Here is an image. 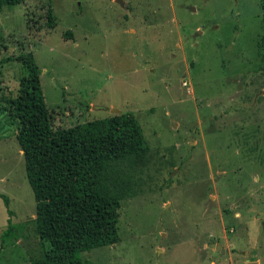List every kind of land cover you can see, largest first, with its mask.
<instances>
[{"label": "rangeland", "instance_id": "rangeland-1", "mask_svg": "<svg viewBox=\"0 0 264 264\" xmlns=\"http://www.w3.org/2000/svg\"><path fill=\"white\" fill-rule=\"evenodd\" d=\"M263 32L261 0L4 6L0 193L12 212L0 198V263L32 264L48 248L5 105L26 74L16 57L32 52L53 127L130 111L148 143L109 172L123 194L119 241L81 252L84 264H264Z\"/></svg>", "mask_w": 264, "mask_h": 264}, {"label": "trees", "instance_id": "trees-1", "mask_svg": "<svg viewBox=\"0 0 264 264\" xmlns=\"http://www.w3.org/2000/svg\"><path fill=\"white\" fill-rule=\"evenodd\" d=\"M21 1L0 0V11ZM261 8L264 23V0ZM45 22L48 28L54 27L51 7ZM261 45L264 50V32ZM16 59L24 63L26 74L16 93L5 100L6 111L15 126L34 194L37 231L48 242L43 256L32 264H84L81 252L119 241L123 194L109 185V172L136 164L147 152L148 143L130 111L53 127L33 53ZM0 198L10 214L8 197L0 193ZM12 229L9 219L3 239L15 235Z\"/></svg>", "mask_w": 264, "mask_h": 264}, {"label": "water", "instance_id": "water-1", "mask_svg": "<svg viewBox=\"0 0 264 264\" xmlns=\"http://www.w3.org/2000/svg\"><path fill=\"white\" fill-rule=\"evenodd\" d=\"M116 112L118 113L119 111L116 110ZM213 246H215L216 248H220V245L219 244H211ZM221 251H224L223 248H220ZM249 264H257V261H250Z\"/></svg>", "mask_w": 264, "mask_h": 264}]
</instances>
